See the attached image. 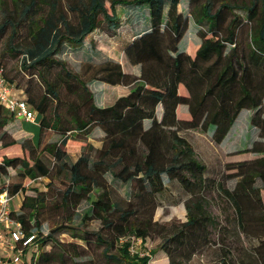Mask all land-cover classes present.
I'll return each instance as SVG.
<instances>
[{"label": "trees", "instance_id": "obj_1", "mask_svg": "<svg viewBox=\"0 0 264 264\" xmlns=\"http://www.w3.org/2000/svg\"><path fill=\"white\" fill-rule=\"evenodd\" d=\"M181 2L0 0V40L6 38L0 70L10 87L22 91L39 127L37 137L22 132L0 105V175L17 170L21 180L1 184L0 194H22L19 212L12 213L25 235L36 236L29 264H53L70 250V264H149L162 256L167 264H188L215 234L224 247L230 237L256 240L250 247L252 262L264 264V0H187L196 33L178 11ZM117 7L145 9L149 28L111 56L90 34L104 24V32L115 36L121 26ZM192 36L200 41L188 39ZM84 43L108 52L89 80L116 90L111 99L102 91V106L88 82L57 58L63 46L76 49ZM4 55L18 60L15 71L7 70ZM132 67H139L138 76ZM244 111L255 139L249 148L226 156L230 173L217 180L180 133L200 129L222 145ZM92 127L103 134L95 158L81 153L69 162L68 143L87 138ZM51 134L60 140L38 152L42 136ZM17 146L22 156L8 157L6 152ZM55 173L63 175L66 187L60 203L49 207L48 190L30 184ZM225 179H235L233 188L225 187ZM111 182L127 188L125 207L112 200ZM169 185L188 197L185 222L153 221L158 196ZM95 191L75 224L68 212L75 215ZM212 191L226 205L223 223L208 211ZM51 210L64 216L43 234ZM93 220L101 227L89 231L84 225ZM63 232L75 241L54 239ZM131 236L141 245L155 238L162 243L151 256L132 255L130 242L119 241ZM76 240L102 248V260L75 261L82 257ZM229 252L223 248L219 264H237Z\"/></svg>", "mask_w": 264, "mask_h": 264}, {"label": "rangeland", "instance_id": "obj_2", "mask_svg": "<svg viewBox=\"0 0 264 264\" xmlns=\"http://www.w3.org/2000/svg\"><path fill=\"white\" fill-rule=\"evenodd\" d=\"M188 5L187 0H182V2L178 5V11H182L184 16L189 18L188 25L190 24L191 29H193L196 33L198 29L193 25L192 20L188 14ZM117 15L121 19V26L117 31V34L113 37L108 36L103 28L104 24L93 33L90 34V38L98 41L102 45L106 46L109 51V55L115 56V54H120L123 48L131 42L134 37L139 35L140 33L147 31L149 28L148 20L146 19L147 11L145 9L140 10L135 7H117L116 8ZM193 41L199 42L198 38L192 36ZM6 47V38L0 40V56L5 52ZM104 52H100L97 49L93 48L89 43H84L80 48L71 49L68 46H63L61 52L57 55L59 60H62L66 63L67 67L71 69L75 73H79L82 78L88 82V86L92 90V92L96 95V100L99 106H102V91H107L105 94L106 99H111L115 93L111 88H106L101 84H95L93 81H89L94 74V67L98 64L103 63L108 58V52L103 50ZM6 56V55H4ZM10 57V56H9ZM6 56V67L8 71H15L18 60L16 58L12 59ZM131 70L135 75H139V67H132ZM64 97L66 94L64 91L61 92ZM25 99V98H24ZM249 113L243 112L239 119L237 120L235 126L231 130L229 136L222 143V145H215L211 141L210 132H203L200 129L196 130H187L180 133L181 136L185 137L193 146L197 159L205 164L210 172L209 175L213 178L222 179L225 175H228L230 172L225 169V161L226 156L231 155L232 153H236L237 151H241L242 149L249 148L252 144V141L255 139L254 129L248 126L249 121ZM17 121L21 124L20 129L22 132L30 135L36 136L39 132L38 123H28L23 122L20 119ZM211 130V128H209ZM51 137L45 138L42 136L40 146L38 147V152L42 150L44 145L48 143L58 142L60 140V136L58 134H51ZM102 137L103 134L100 130L95 127L90 128V133L87 138H83L82 141H70L68 144L72 145L71 151L69 152V162H74L81 155V153L89 154L92 158H95L96 150L101 148L102 145ZM90 145V146H89ZM79 150H77L76 147ZM92 150H90V148ZM8 157L13 156H22L21 150L19 146L12 147L6 152ZM25 157V154H24ZM252 158V155L249 156ZM47 164L52 166V161L46 158ZM232 173V172H231ZM109 176V175H108ZM110 179V177H109ZM21 182L17 170L9 172L8 176L0 175V185L5 184H13ZM235 179H225L223 184L227 188H233L235 184ZM168 184V182H167ZM32 187H37L40 190H48L47 193V205L50 207L53 204H59L62 198V193L66 187V181L63 175H59L55 173L50 180L42 178L41 180H36ZM111 192V198L114 202H118L122 207H125L127 204V188L120 183H112L109 186ZM171 190V192L169 191ZM178 188H174L172 185H169L168 190L162 195L158 196V205L154 211L153 221H157L160 224L169 222L171 220H176L180 222H185L186 220V212L184 208V202L188 198L184 194H180ZM96 191L93 192L90 196V200L82 201L78 208L75 211V215L68 212L69 217L73 220L75 224L80 221L81 215L83 211L89 206L91 200L95 199ZM208 211L217 219L223 223V218L225 216L223 210L226 208V205L222 198L217 195L215 191H212L208 196ZM179 200V201H178ZM22 201V194H16L11 201L10 208L16 213L19 212V208ZM178 202V203H177ZM80 215V216H76ZM64 216L63 212L60 213L56 210H51L49 214H47L48 219L44 223L42 227V233L47 234L49 229L53 227L56 223L60 222V219ZM84 227L89 231H96L100 229L101 225L98 221H87ZM69 232L57 233L54 237L55 240L71 243L74 242L75 239ZM213 242L206 248H204L200 253L193 256L191 261L188 264H219L220 258L223 256V248L224 252L230 251V255L233 258L232 262H236L237 264H241V260L246 262V264H255L252 262V249L250 248L252 245H256V240H251L246 237L241 236L240 239L235 237H230L224 247L220 238L212 236ZM77 241V240H76ZM80 245L82 249L80 253L82 254L81 258H75V261L79 260H89L93 259L94 261H101V249L93 244L86 246L81 242H76ZM162 243L160 238H155L153 240H149L145 242V245H141L136 249V251L140 254L139 256H151V251L156 250L157 247ZM51 245L45 247V251H49L51 249ZM53 247V246H52ZM53 249V248H52ZM55 252H58L57 249H53ZM25 262L23 264H29L31 261V249L24 251ZM74 255L72 250H70V255L62 256V259H58L57 255L54 258H57L53 264H70L71 258L70 256ZM141 256V257H142ZM60 258V256H59ZM149 264H167L163 259L156 262H150ZM230 264H232L230 262Z\"/></svg>", "mask_w": 264, "mask_h": 264}, {"label": "built area", "instance_id": "obj_3", "mask_svg": "<svg viewBox=\"0 0 264 264\" xmlns=\"http://www.w3.org/2000/svg\"><path fill=\"white\" fill-rule=\"evenodd\" d=\"M0 105L15 119L33 124L37 123L34 110L23 99L15 96L13 88L3 78L2 70H0ZM36 180L32 181L30 186ZM12 198L7 192L0 194V249L5 253V257L0 259V264H23L26 260L24 251L35 248V234L25 235L21 224L12 213L13 210L10 208ZM119 241L121 243L130 242V253L132 255L139 254L136 249L141 246L140 239L131 236L122 237Z\"/></svg>", "mask_w": 264, "mask_h": 264}, {"label": "crops", "instance_id": "obj_4", "mask_svg": "<svg viewBox=\"0 0 264 264\" xmlns=\"http://www.w3.org/2000/svg\"><path fill=\"white\" fill-rule=\"evenodd\" d=\"M13 93L15 94V96L22 98V91L21 90H17L13 88ZM3 257H5V253L3 252V250L0 249V259H2Z\"/></svg>", "mask_w": 264, "mask_h": 264}]
</instances>
